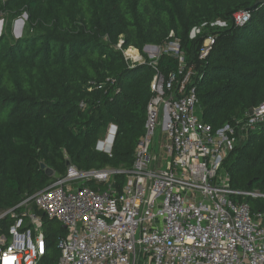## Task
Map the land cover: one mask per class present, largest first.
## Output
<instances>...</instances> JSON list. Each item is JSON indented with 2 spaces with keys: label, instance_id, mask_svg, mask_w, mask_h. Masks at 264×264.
<instances>
[{
  "label": "trees",
  "instance_id": "16d2710c",
  "mask_svg": "<svg viewBox=\"0 0 264 264\" xmlns=\"http://www.w3.org/2000/svg\"><path fill=\"white\" fill-rule=\"evenodd\" d=\"M255 2L0 0V213L64 176L70 164L131 168L145 133L155 69L149 62L130 65L117 48L120 40L122 48L141 52L148 44L164 48L177 40L185 67L180 73L179 57L163 51L157 68L164 77L176 73V89L192 70L189 87L196 88L201 116L214 129L245 119L264 103V1ZM242 10L251 17L239 25L234 15ZM24 13L25 33L14 38L12 21ZM216 20L224 24L214 25ZM209 36L215 43L201 58ZM112 122L118 132L109 155L96 145ZM223 167L232 187L264 192V121L246 132ZM115 180L120 190L126 175ZM250 202L264 208V199ZM39 213L47 242L41 264H58L67 229ZM11 220L0 217V233Z\"/></svg>",
  "mask_w": 264,
  "mask_h": 264
},
{
  "label": "built area",
  "instance_id": "2783aa9c",
  "mask_svg": "<svg viewBox=\"0 0 264 264\" xmlns=\"http://www.w3.org/2000/svg\"><path fill=\"white\" fill-rule=\"evenodd\" d=\"M250 17L242 10L234 21L242 25ZM172 42L161 51L179 57L182 73L184 57L179 42ZM122 43L117 48L130 65L149 62L155 69L131 168L70 164L64 176L0 213L12 218L0 233V264H41L47 242L39 212L67 229L58 264H264V208L250 202L264 199V192L232 187L223 167L246 132L264 121V103L245 119L214 129L201 116L196 88L189 87L191 69L175 89L176 73L166 79L157 68L162 52L147 56ZM214 43L213 36L205 40L201 58ZM158 128L169 140L161 145V159L152 153ZM117 132L110 123L96 148L111 155ZM120 173L126 181L119 190Z\"/></svg>",
  "mask_w": 264,
  "mask_h": 264
},
{
  "label": "rangeland",
  "instance_id": "374dc122",
  "mask_svg": "<svg viewBox=\"0 0 264 264\" xmlns=\"http://www.w3.org/2000/svg\"><path fill=\"white\" fill-rule=\"evenodd\" d=\"M27 18H28L27 13H24V14L16 17L15 19H13L11 32H12V36L14 38H19L25 33V30H26L25 26H26ZM213 24L218 25V26L219 25L222 26L224 24V22H222L221 20H216ZM203 26H205V25H202L198 28L197 27L193 28V30L191 31V36L194 37L196 34L200 33ZM4 29H5V19H4V17L0 16V35L4 31ZM169 44L171 47V46H173L174 43L169 42ZM153 45L154 44H148L144 47L142 52L139 49H138V51L141 52V54H145L147 56L159 55L162 52L161 46H156V45L153 46ZM164 48L166 49L167 47L165 46ZM168 141L169 140L167 139L166 132H164L160 128H158L156 130V135L153 138L152 153L153 154L156 153L158 155V157L161 159L163 157V151H162L161 145L168 143ZM91 185L95 187V186H97V183H92Z\"/></svg>",
  "mask_w": 264,
  "mask_h": 264
},
{
  "label": "water",
  "instance_id": "95a60500",
  "mask_svg": "<svg viewBox=\"0 0 264 264\" xmlns=\"http://www.w3.org/2000/svg\"><path fill=\"white\" fill-rule=\"evenodd\" d=\"M263 1L264 0H256L255 6H257L259 3L263 2ZM69 164H70V161L67 160V165H69ZM41 168L45 169L48 175H53L54 174V170L49 168V167H46V164L44 162L41 163Z\"/></svg>",
  "mask_w": 264,
  "mask_h": 264
}]
</instances>
